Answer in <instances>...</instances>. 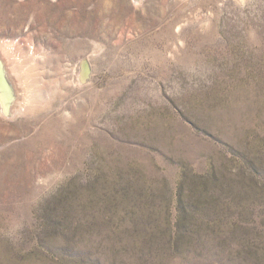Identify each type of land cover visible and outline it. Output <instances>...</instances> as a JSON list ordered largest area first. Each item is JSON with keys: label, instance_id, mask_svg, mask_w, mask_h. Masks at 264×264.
<instances>
[{"label": "rangeland", "instance_id": "obj_1", "mask_svg": "<svg viewBox=\"0 0 264 264\" xmlns=\"http://www.w3.org/2000/svg\"><path fill=\"white\" fill-rule=\"evenodd\" d=\"M0 47V264H264V0H0Z\"/></svg>", "mask_w": 264, "mask_h": 264}, {"label": "bare ground", "instance_id": "obj_2", "mask_svg": "<svg viewBox=\"0 0 264 264\" xmlns=\"http://www.w3.org/2000/svg\"><path fill=\"white\" fill-rule=\"evenodd\" d=\"M11 51L7 47H0V112L8 116H14L16 111L23 113L27 109L25 100L31 101L30 86L25 82L26 79L21 78L20 71L12 62L14 50ZM85 69L88 70L89 67Z\"/></svg>", "mask_w": 264, "mask_h": 264}, {"label": "water", "instance_id": "obj_3", "mask_svg": "<svg viewBox=\"0 0 264 264\" xmlns=\"http://www.w3.org/2000/svg\"><path fill=\"white\" fill-rule=\"evenodd\" d=\"M88 66H89V64H88Z\"/></svg>", "mask_w": 264, "mask_h": 264}]
</instances>
